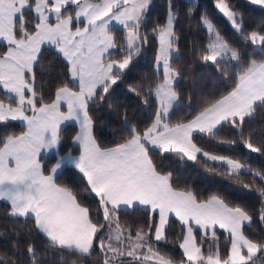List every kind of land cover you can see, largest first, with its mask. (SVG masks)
Instances as JSON below:
<instances>
[{
	"label": "snow or ice",
	"instance_id": "1",
	"mask_svg": "<svg viewBox=\"0 0 264 264\" xmlns=\"http://www.w3.org/2000/svg\"><path fill=\"white\" fill-rule=\"evenodd\" d=\"M250 2L264 6V0ZM149 6L150 0H0V41L7 45L0 53V89L5 95L0 99V124L22 121L25 127L19 135L0 136V201L7 203L14 221L21 225L31 221L45 241V254L54 251L84 259L98 246L104 254L102 264H175L158 249L160 242L167 243V227L174 217L182 227L179 248L186 259L181 264H264V236L252 239L245 234L252 216L244 207L231 206L218 194L200 199L193 191L174 186L172 174L162 172L153 159L157 151L162 158L172 154L182 161L203 163L208 171L246 189L255 188L261 198L259 220L264 224V173L239 159L205 151L195 142L197 136L214 139L227 126L237 131L244 148L264 154V143L257 146L250 137L244 139L246 120L264 108V59L244 60L207 15L201 16L209 37L201 60L232 80L230 90L203 99L190 120L170 122L179 106L180 72L173 67L179 53L178 16L169 7L166 22L154 29L159 79L147 88L141 83L129 85L146 104L155 103L154 120L143 131L125 124L128 136L114 147H102L93 134L90 107L97 98H106L147 44L148 34L141 35V27ZM214 7L235 32L264 52V34L246 32L242 15L238 18L228 0H216ZM113 24L124 32L119 46ZM45 45L66 62L69 77L56 87L51 102H45L35 85L34 69ZM113 50L120 59L111 58L116 54ZM230 67L236 70L234 78L225 71ZM68 121L79 126L73 138L79 155L58 152L52 174L46 175L40 154L58 148L61 126ZM221 142L234 145L236 140ZM65 164L82 174L86 182L82 194L55 182L53 174ZM245 175L252 176L251 183L241 179ZM257 177L262 182L258 185ZM81 195L98 199L96 216ZM135 210L144 211L149 219L133 235L130 228L122 227L119 214ZM217 227L225 234L224 252ZM197 231L203 233L200 242ZM209 233L214 246L204 251ZM27 255L30 264H39L31 243ZM125 257L131 260L126 262ZM0 264L8 261L0 257Z\"/></svg>",
	"mask_w": 264,
	"mask_h": 264
},
{
	"label": "trees",
	"instance_id": "2",
	"mask_svg": "<svg viewBox=\"0 0 264 264\" xmlns=\"http://www.w3.org/2000/svg\"><path fill=\"white\" fill-rule=\"evenodd\" d=\"M216 0H152L146 12V19L141 27V35L148 34L147 46H143L141 52L136 56L129 68L125 70L122 79L114 85L106 98L91 105L89 114L94 121V136L102 147H114L121 143L123 138L128 136L124 127L136 126L140 131L148 127L155 118L156 105L150 101L145 103L143 98L135 92L130 91L129 85L141 83L147 88L155 83L159 77L155 75L154 61L156 56V46L154 42V29L163 25L169 7L177 14L175 22V33L178 38V59L173 62V67L179 70L180 78L177 91L180 96L179 106L171 114L170 122L176 123L181 120H190L192 115L198 110L201 101L211 96H219L230 90L232 80L225 77L222 71L214 65L204 63L201 60L202 49L207 45L209 37L204 27L201 25V16L207 15L226 39L230 46L237 48L244 60L255 58L264 59V52H260L258 46H254L250 41H245L243 35L235 32L230 23L214 7ZM239 16L242 15L243 27L246 32L253 30L264 34V7L253 5L248 0H228ZM118 46L122 43L123 32H114ZM6 50L5 44H0V53ZM112 59H120L117 50ZM35 85L37 91L42 93L45 102H51L54 98L56 87L69 79L67 75L66 62L55 54L52 48H44L39 64L35 66ZM225 71L232 74L234 78L236 70L228 68ZM162 75V73H161ZM146 78V79H145ZM0 99H5L0 91ZM190 103V107H189ZM6 128V130H5ZM24 131V126L18 122L11 121L8 125L0 124V136L7 134L19 135ZM76 132L74 125L70 124L61 131V144L57 152L46 157H41L42 167L45 174L50 172L57 153L62 154L70 151L77 154L78 149L71 144L73 135ZM251 138L254 145L264 143V108L258 109L252 119L246 120L244 125V139ZM236 140L234 145L221 142ZM198 146L205 151L215 154L226 155L239 159L246 166L264 173V154L252 153L243 147L235 129L227 126L217 133L214 139L197 136L195 141ZM153 159L160 163V170L164 173L172 174V183L180 189L193 191L198 198L207 199L213 194H218L231 206H242L252 216L249 225H245L244 232L252 239H260L264 236V224L259 220L261 208L260 197L255 188L246 189L242 184H236L223 175L208 171L203 163L181 160L172 154H161L157 151L153 153ZM162 161V163H161ZM244 182L251 183L252 176L241 177ZM55 182L62 186H68L77 193H83L85 181L82 174L73 167H65L55 177ZM256 184L262 183L259 177ZM83 203L92 210L93 216L97 214L98 199L93 196L81 195ZM102 220V213L99 217ZM120 222L122 227L130 228L134 235L137 228L146 226L149 216L142 210L130 212H120ZM145 231L147 228L145 227ZM19 232V235H17ZM105 233L108 232L106 228ZM154 232V230H153ZM217 237L221 252L226 251L227 244L223 230L216 228ZM202 233H195L197 241H201ZM167 243L160 242L158 249L162 254L167 255L181 264L182 251L179 243L182 240V227L175 218H172L166 231ZM208 237H204L203 250ZM33 244L37 249V259L39 264H94L92 261L100 257L97 246L92 255L78 259L67 253L58 254L50 251L45 254V241L35 233L31 221L21 225L8 216V206L4 201H0V257L6 259L8 264H30L27 255V247ZM92 257L91 261L89 258ZM125 261H130L125 259Z\"/></svg>",
	"mask_w": 264,
	"mask_h": 264
},
{
	"label": "crops",
	"instance_id": "3",
	"mask_svg": "<svg viewBox=\"0 0 264 264\" xmlns=\"http://www.w3.org/2000/svg\"><path fill=\"white\" fill-rule=\"evenodd\" d=\"M145 15H146V14H145ZM81 26H82V25H81ZM112 27H113L116 31L123 32V31L120 29V26H118V25L113 24ZM114 36H115V34H114ZM123 40H124V32H123ZM123 40H122V42H123ZM0 42H1L2 44L5 43V45H6V42H3V41H0ZM6 47H7V45H6ZM44 48H51V47L45 45ZM5 51H6V50H5ZM155 57H156V56H155ZM154 70L156 71V68H155V61H154ZM0 91L3 93L2 89H0ZM3 94H4V93H3ZM4 96H5V95H4ZM6 102H7V101H6ZM63 110L66 111V108H64ZM29 114H31V113H29ZM15 122H18V123H20V124H22V125L24 126V124H23L22 121H15ZM70 124L74 125L75 128H76V132H75V134H74L73 137H72L71 144H72V146H74V147H76V148L78 149V145L75 144V143L73 142V138H74V136L76 135V133L79 131V126H78L74 121H68V122H65V124L62 125L61 127H62V129H63L64 127H66V126H68V125H70ZM24 131H25V127H24ZM59 147H60V145L58 146V148H59ZM58 148H57V149H51V150H48V151H42L41 154H40L39 159H40L41 157H46V156H49V155H51V154L56 153L57 150H58ZM69 152H70V151H66V152H64V153H62V154H60V155H66V154H68ZM71 154H72V153H71ZM72 155H74V156H78V155H79V149H78V153H77V154H72ZM56 159H57V157H56ZM56 159H55V161H54L52 167L54 166V164H55V162H56ZM41 163H42V161H41ZM52 167H51V168H52ZM65 167H71V166H69V165H67V164L62 165V167H61L60 169H58L57 172H56L55 174H53V175H54V179H55V177H56V176H57V175L63 170V168H65ZM51 168H50V170H51ZM48 174H52L51 171H50ZM48 174H46V175H48ZM5 203H6V202H5ZM173 218H174V217H173ZM157 219H158V216H157ZM221 230H222V229H221ZM201 233H202V232H201Z\"/></svg>",
	"mask_w": 264,
	"mask_h": 264
},
{
	"label": "rangeland",
	"instance_id": "4",
	"mask_svg": "<svg viewBox=\"0 0 264 264\" xmlns=\"http://www.w3.org/2000/svg\"><path fill=\"white\" fill-rule=\"evenodd\" d=\"M249 2H250V0H248ZM152 2V0H150V3ZM260 6V5H259ZM262 7H264V6H262ZM216 12L217 13H219V11L216 9ZM220 15H222L221 13H219ZM147 16V15H146ZM223 16V15H222ZM166 17V16H165ZM226 19V18H225ZM165 22H166V20H165ZM164 22V23H165ZM229 22V21H228ZM230 23V22H229ZM143 35V34H142ZM154 35H155V33H154ZM155 37V36H154ZM154 42H155V46H156V48H157V42H156V40H155V38H154ZM0 44H1V42H0ZM3 44H5V43H3ZM143 46H147V45H143ZM156 51V50H155ZM218 228V227H217ZM202 236L200 237L201 239H202V237H203V233L201 234ZM210 236H211V234L209 233V236H208V240H206L207 242H205L204 244H205V247H204V249L207 251L208 250V248H209V245L210 244H212L213 246H214V242L211 240V238H210ZM113 244H115V241H113ZM181 250V249H180ZM98 251H100L99 249H98ZM182 251V250H181ZM100 254H102V255H100V257L98 258V256H96V259L95 260H93V259H91L92 257H90L89 258V261H91V260H93L92 262L95 264V262L97 261V260H99L100 262H101V264H102V261H103V258H104V254L102 253V252H100ZM124 259H129V260H131V258H129V257H125Z\"/></svg>",
	"mask_w": 264,
	"mask_h": 264
}]
</instances>
